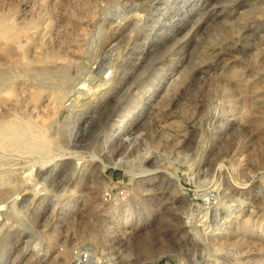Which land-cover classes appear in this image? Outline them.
<instances>
[{
    "label": "rangeland",
    "instance_id": "obj_1",
    "mask_svg": "<svg viewBox=\"0 0 264 264\" xmlns=\"http://www.w3.org/2000/svg\"><path fill=\"white\" fill-rule=\"evenodd\" d=\"M77 1L0 0V264H264V0Z\"/></svg>",
    "mask_w": 264,
    "mask_h": 264
},
{
    "label": "bare ground",
    "instance_id": "obj_2",
    "mask_svg": "<svg viewBox=\"0 0 264 264\" xmlns=\"http://www.w3.org/2000/svg\"><path fill=\"white\" fill-rule=\"evenodd\" d=\"M88 1L89 0H80V1H77L76 3H75V7H86V5H88L87 3H88ZM91 1V0H90ZM91 5V4H90ZM83 10V9H82ZM74 14V13H73ZM0 26L2 27V28H4V29H6L7 27H6V19H4V18H0ZM70 34V33H69ZM81 34V33H80ZM62 38V37H61ZM73 42V41H72Z\"/></svg>",
    "mask_w": 264,
    "mask_h": 264
},
{
    "label": "built area",
    "instance_id": "obj_3",
    "mask_svg": "<svg viewBox=\"0 0 264 264\" xmlns=\"http://www.w3.org/2000/svg\"><path fill=\"white\" fill-rule=\"evenodd\" d=\"M85 256H87V255H85Z\"/></svg>",
    "mask_w": 264,
    "mask_h": 264
}]
</instances>
